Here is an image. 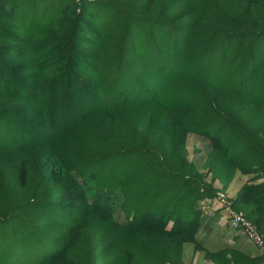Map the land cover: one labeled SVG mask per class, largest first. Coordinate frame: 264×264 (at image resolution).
Returning <instances> with one entry per match:
<instances>
[{
  "label": "trees",
  "instance_id": "trees-1",
  "mask_svg": "<svg viewBox=\"0 0 264 264\" xmlns=\"http://www.w3.org/2000/svg\"><path fill=\"white\" fill-rule=\"evenodd\" d=\"M236 177L264 236V0H0V264H184Z\"/></svg>",
  "mask_w": 264,
  "mask_h": 264
},
{
  "label": "crops",
  "instance_id": "crops-1",
  "mask_svg": "<svg viewBox=\"0 0 264 264\" xmlns=\"http://www.w3.org/2000/svg\"><path fill=\"white\" fill-rule=\"evenodd\" d=\"M246 178L236 177L229 189L228 194L232 200L244 184ZM226 220L220 215H211L202 221L201 238L204 240V249L194 251L192 245H185L183 250L184 264H219L207 258L206 253L216 252L225 248L241 251L247 254L251 259L258 258L260 251L257 246L246 238L243 234L232 229ZM230 259V255L228 256ZM233 264V263H231ZM235 264V263H234Z\"/></svg>",
  "mask_w": 264,
  "mask_h": 264
},
{
  "label": "built area",
  "instance_id": "built-area-1",
  "mask_svg": "<svg viewBox=\"0 0 264 264\" xmlns=\"http://www.w3.org/2000/svg\"><path fill=\"white\" fill-rule=\"evenodd\" d=\"M212 207L220 210L228 224L252 241L264 256V236L258 233L254 225L245 218L242 212L233 209L230 196L219 192Z\"/></svg>",
  "mask_w": 264,
  "mask_h": 264
},
{
  "label": "rangeland",
  "instance_id": "rangeland-1",
  "mask_svg": "<svg viewBox=\"0 0 264 264\" xmlns=\"http://www.w3.org/2000/svg\"><path fill=\"white\" fill-rule=\"evenodd\" d=\"M193 139L194 138H190L189 139V141H188V148H189V156H190V158L192 159V158H194L195 157V152L193 151V145H197V143H198V145L201 147V145H202V143L200 142H195V141H193ZM202 147H204V146H202ZM204 153H205V151H204ZM230 196V195H229ZM231 197V196H230ZM222 218H223V215H222ZM2 249H4V250H14L13 251V254L15 255V256H17L16 258H20V247H3ZM112 262L113 263H116V264H122V258L120 257V256H117V259H115V261L114 260H112ZM205 264V263H204Z\"/></svg>",
  "mask_w": 264,
  "mask_h": 264
}]
</instances>
